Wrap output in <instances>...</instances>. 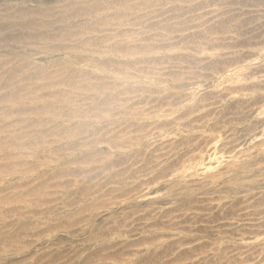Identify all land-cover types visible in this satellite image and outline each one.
Returning <instances> with one entry per match:
<instances>
[{
	"label": "rangeland",
	"instance_id": "obj_1",
	"mask_svg": "<svg viewBox=\"0 0 264 264\" xmlns=\"http://www.w3.org/2000/svg\"><path fill=\"white\" fill-rule=\"evenodd\" d=\"M0 264H264V0H0Z\"/></svg>",
	"mask_w": 264,
	"mask_h": 264
}]
</instances>
